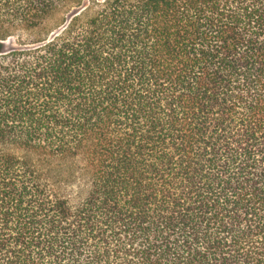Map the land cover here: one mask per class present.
<instances>
[{
  "label": "trees",
  "instance_id": "16d2710c",
  "mask_svg": "<svg viewBox=\"0 0 264 264\" xmlns=\"http://www.w3.org/2000/svg\"><path fill=\"white\" fill-rule=\"evenodd\" d=\"M0 264H264V0H0Z\"/></svg>",
  "mask_w": 264,
  "mask_h": 264
},
{
  "label": "rangeland",
  "instance_id": "374dc122",
  "mask_svg": "<svg viewBox=\"0 0 264 264\" xmlns=\"http://www.w3.org/2000/svg\"><path fill=\"white\" fill-rule=\"evenodd\" d=\"M99 1H102V0H99ZM69 166H70V169H74V166L73 165H70L69 164ZM83 191V187H81V188H76V190H75V192H77V193H81ZM78 195V194H77Z\"/></svg>",
  "mask_w": 264,
  "mask_h": 264
}]
</instances>
